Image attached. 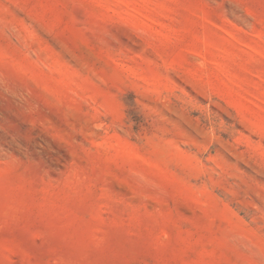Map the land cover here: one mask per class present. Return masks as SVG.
Listing matches in <instances>:
<instances>
[{
	"label": "rangeland",
	"instance_id": "rangeland-1",
	"mask_svg": "<svg viewBox=\"0 0 264 264\" xmlns=\"http://www.w3.org/2000/svg\"><path fill=\"white\" fill-rule=\"evenodd\" d=\"M0 264H264V0H0Z\"/></svg>",
	"mask_w": 264,
	"mask_h": 264
}]
</instances>
